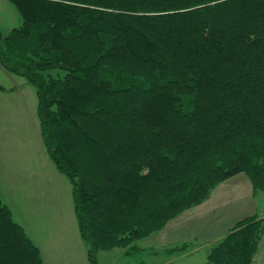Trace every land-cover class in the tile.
Here are the masks:
<instances>
[{
	"label": "trees",
	"instance_id": "1",
	"mask_svg": "<svg viewBox=\"0 0 264 264\" xmlns=\"http://www.w3.org/2000/svg\"><path fill=\"white\" fill-rule=\"evenodd\" d=\"M10 1L23 22L0 31V64L36 89L90 264L142 251L237 175L264 193V0ZM263 235L245 218L205 264H253ZM0 264H45L1 191Z\"/></svg>",
	"mask_w": 264,
	"mask_h": 264
},
{
	"label": "crops",
	"instance_id": "2",
	"mask_svg": "<svg viewBox=\"0 0 264 264\" xmlns=\"http://www.w3.org/2000/svg\"><path fill=\"white\" fill-rule=\"evenodd\" d=\"M1 87L3 89H0V97L8 96L9 89ZM18 109V123H13L11 111L4 110L0 115L2 199L11 209L14 219L24 227L39 247L45 264H54L53 261L56 264H77L80 258L77 256L78 246L82 247L84 252L87 251L83 264H90L87 246L80 236L75 212L73 214L70 211V203L72 206L73 202L72 188H54V183L52 184L51 179L62 184L65 182L47 154L38 114V120L34 121L30 109L28 111L23 102ZM27 123L31 132L26 130ZM42 172L43 179L40 180ZM47 173L51 178L49 185L45 180ZM46 185L50 188H46ZM256 195L249 179L243 174L237 175L219 185L203 204L169 222L163 230L156 233L154 239L173 246L191 242L194 250L186 253V256L195 257L206 249L209 250L208 257L212 248L240 220L259 215L256 211ZM262 218L264 219V215ZM263 249L264 235L253 264H263Z\"/></svg>",
	"mask_w": 264,
	"mask_h": 264
},
{
	"label": "rangeland",
	"instance_id": "3",
	"mask_svg": "<svg viewBox=\"0 0 264 264\" xmlns=\"http://www.w3.org/2000/svg\"><path fill=\"white\" fill-rule=\"evenodd\" d=\"M22 22H23L22 16L20 12L18 11V9L15 7V5L10 0H0V31L1 33L4 36H7L13 29L20 27ZM0 85L7 87L10 91L8 96H5L3 98L0 97V115H2L4 110L11 111L10 115H11V119L14 121L13 123H18V118H17V113L19 111L18 108L21 102H23L24 105L28 107V111L30 109V115L31 117H33L34 121L38 120L37 119L38 118L37 117L38 99H37L36 89L33 85L28 83V81L24 77H20L18 75L9 73L4 67L1 66V64H0ZM25 126H26V130H30L31 132L30 125L27 123L25 124ZM32 129H33V126H32ZM62 176L64 178V182H65L64 184L59 183L57 180L51 179L48 173L45 175V180H47L46 183L49 185L50 184L49 179H51L52 184L54 183L53 184L54 188H72L69 180L65 178L63 174ZM39 178L40 180L43 179V172L40 174ZM59 184H60V187H59ZM48 185H46V188H50ZM70 208H71L70 211L74 214L73 202H72V206L70 203ZM256 211L259 214L257 216L260 219H263L262 218L264 215V193L263 192H258L256 195ZM219 216H221V212L219 213ZM154 236H156V233L155 235H153V237H149V238L137 241L134 245H137L139 248L142 249V251L136 254L128 255L127 249L116 248L112 251L101 252L98 255V260L101 264H136L139 262H147L150 264H204V262L207 261V253L209 250L204 249L200 251L198 254H196L195 257H188L186 256V253H191L190 251H193L194 249H193L192 243L187 242L188 244H186L187 247L185 246L186 247L185 250L178 251L176 254L175 253L169 254L166 252V250L172 249L175 247H181L184 244H181V245L176 244V246H173L172 244L161 243L159 242V240H155ZM86 246L88 250V245L86 244ZM263 252H264V249H263ZM77 256L80 257L77 260V264H83V259L84 258L86 259L87 257V251L84 252L83 248L78 246ZM261 257H262V254L260 258ZM53 263L56 264L55 261H53ZM263 264H264V261H263Z\"/></svg>",
	"mask_w": 264,
	"mask_h": 264
}]
</instances>
